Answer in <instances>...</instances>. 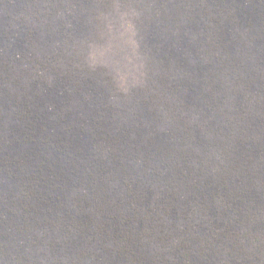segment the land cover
<instances>
[{
	"label": "trees",
	"instance_id": "trees-1",
	"mask_svg": "<svg viewBox=\"0 0 264 264\" xmlns=\"http://www.w3.org/2000/svg\"><path fill=\"white\" fill-rule=\"evenodd\" d=\"M0 264H264V0H0Z\"/></svg>",
	"mask_w": 264,
	"mask_h": 264
},
{
	"label": "snow or ice",
	"instance_id": "snow-or-ice-1",
	"mask_svg": "<svg viewBox=\"0 0 264 264\" xmlns=\"http://www.w3.org/2000/svg\"><path fill=\"white\" fill-rule=\"evenodd\" d=\"M117 2L123 3V2H125V0H117ZM129 2H132V0H129ZM132 24H134V21H130V22H129V26H130V27L132 26ZM131 63H132V61H129V69H128L129 72L132 71V68L130 67Z\"/></svg>",
	"mask_w": 264,
	"mask_h": 264
}]
</instances>
